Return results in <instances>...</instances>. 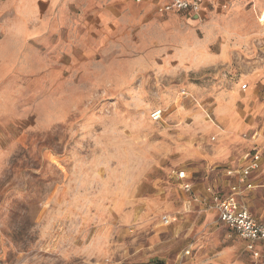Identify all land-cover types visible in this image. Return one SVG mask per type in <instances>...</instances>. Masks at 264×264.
I'll return each instance as SVG.
<instances>
[{
    "label": "rangeland",
    "instance_id": "obj_1",
    "mask_svg": "<svg viewBox=\"0 0 264 264\" xmlns=\"http://www.w3.org/2000/svg\"><path fill=\"white\" fill-rule=\"evenodd\" d=\"M50 17L0 0V264H264L213 215L185 213L177 178L217 181L222 125L264 103L246 80L264 74L258 22L251 49L195 65L130 37L82 48ZM247 128L230 134L236 158Z\"/></svg>",
    "mask_w": 264,
    "mask_h": 264
},
{
    "label": "crops",
    "instance_id": "obj_2",
    "mask_svg": "<svg viewBox=\"0 0 264 264\" xmlns=\"http://www.w3.org/2000/svg\"><path fill=\"white\" fill-rule=\"evenodd\" d=\"M32 1L37 11L44 7L47 17L51 16V22L57 27L62 25L63 30L69 32V39L76 40L77 32H79L80 42L76 43H79V47H87L89 42L100 45L108 42L111 37L115 39L130 37L134 44L133 49L140 51V54L141 52L145 54L146 58L157 55L168 60L171 58L176 63L185 61L184 63L195 65L202 61L204 55L212 56L209 58V63L215 65L229 61L230 55L238 53L242 48L251 49L253 45H249V42L252 41V37L258 35L255 26L257 16L264 8V0H203L202 10L196 17L175 13L159 14L160 0ZM223 6L226 8L223 9ZM213 44L218 46V52L215 55L209 51ZM246 80L252 91H260L264 87L263 73L249 76ZM259 96L264 100V94L259 93ZM263 110L264 103L257 101L240 111L243 115L250 113L247 124L232 117L228 125L225 123L222 125L219 133L222 144L206 156L209 161L220 164L214 167L218 170L214 173L217 181L210 183L206 180L207 185L201 191L194 190L188 176L183 172L185 180L179 181L189 184L191 192L197 197V201H194L191 193L185 192L186 200L183 202L185 213L191 214L198 209L199 213L211 214L217 220V212L206 209L201 200L209 197V192L206 191L208 187L219 193L221 197H225L229 193V186L235 182V178L228 176L225 172L239 171L249 163L244 159V155L251 151L254 145L242 139L243 145L237 149L236 158L234 156L236 148L232 147L234 141L229 138L230 134L241 131L246 126L248 127L247 132L258 133V142L255 146L260 148L262 159L259 170L253 172L251 176L254 189L246 192L242 201L254 218L257 220L264 218V181L262 178L264 174V123L262 127L256 129L254 121ZM228 114L231 116L232 111ZM229 160H233L231 166L227 163ZM257 194L260 196L258 200L261 205L259 207L254 205ZM172 222L167 226H170ZM240 242L243 241L240 240ZM243 244L250 257V253L246 250V242ZM257 248L261 249V246Z\"/></svg>",
    "mask_w": 264,
    "mask_h": 264
},
{
    "label": "built area",
    "instance_id": "obj_3",
    "mask_svg": "<svg viewBox=\"0 0 264 264\" xmlns=\"http://www.w3.org/2000/svg\"><path fill=\"white\" fill-rule=\"evenodd\" d=\"M160 2L158 8L159 14L166 15L175 13L198 17L204 1L160 0ZM225 8L226 6H223V9ZM257 17V22L264 34V8ZM242 89L246 90L247 86L243 84ZM152 118L153 120L159 118V113H155ZM241 138L254 145V148L244 155V159L248 160L249 163L239 171L228 170L225 172L228 176L235 178V182L229 186V193L225 195V197H221L219 193L213 191L211 187H208L206 191L209 192V197L204 200L202 199L201 203L206 209L216 211L217 221L227 227V229L241 241L246 242V250L250 253L251 259L264 263V218L260 220L254 218L242 201L244 194L254 189L251 176L253 172H257L260 168L262 155L260 148L255 146L258 142V133H242ZM177 175L179 180H185V174L183 172H179ZM262 178L264 181V174ZM183 190L186 193H191L192 199L197 201V197L191 192V186H189V184L184 182ZM161 222L163 225L167 226L170 224V218L168 216H162ZM259 245L261 249L257 248ZM188 253L189 252H187L186 255H188Z\"/></svg>",
    "mask_w": 264,
    "mask_h": 264
}]
</instances>
